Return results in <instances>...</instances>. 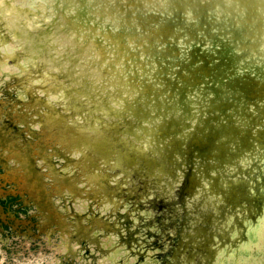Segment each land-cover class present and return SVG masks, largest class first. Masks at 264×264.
<instances>
[{"label":"water","instance_id":"water-1","mask_svg":"<svg viewBox=\"0 0 264 264\" xmlns=\"http://www.w3.org/2000/svg\"><path fill=\"white\" fill-rule=\"evenodd\" d=\"M20 1L7 2L8 21L39 49L19 60L22 82L0 92V126L13 125L23 152L7 142L3 185L109 215L112 236L132 232L157 264H204L205 244L211 264L236 258L264 207V0ZM77 122L88 127L81 141ZM29 158L40 176L28 185ZM149 203L164 204L157 220Z\"/></svg>","mask_w":264,"mask_h":264},{"label":"flooded vegetation","instance_id":"flooded-vegetation-1","mask_svg":"<svg viewBox=\"0 0 264 264\" xmlns=\"http://www.w3.org/2000/svg\"><path fill=\"white\" fill-rule=\"evenodd\" d=\"M6 41L7 30L0 10V66L7 58V52L2 49V45ZM21 54L22 52L17 50L14 54H10L9 58L11 61L18 62ZM20 79L21 77L17 75L6 77V72L0 71V92H4L9 84L19 85ZM15 139L12 124L0 126V264H97L96 261L101 256L113 253L119 242L125 243L127 250L131 253L138 252L136 255L138 261L133 264H145L141 263L145 253L139 251L138 248L142 244L135 245L137 239L132 232L120 234L118 231L119 236H113L114 240L110 246H105L102 243V238H105L107 234L113 235L112 228L116 231V226L109 215L97 220V218H93L95 216H86L84 212L79 213L71 206L69 211H61L51 201L49 192H36L26 186L17 189L13 186L8 188L3 185L5 178L2 172L8 170L9 165L8 156H6L7 142L11 141L14 144L15 153H20L19 157L23 155L21 145ZM34 163V159L29 158L26 168L20 165L22 179L26 180L28 185L30 180L35 178L39 180L40 175L35 169ZM13 178V181L17 183L18 179ZM81 189L84 188L69 185V190L73 193L79 192ZM59 191L66 190L60 188ZM73 193L71 194L74 195ZM176 201L174 203L175 207H178L176 210L183 212L184 208L179 206L181 205L180 200ZM163 205L160 203L143 206L150 207L157 220ZM29 208L33 209L30 213L28 212ZM174 216L178 215L174 214ZM125 217L127 221L131 220L127 219V214ZM139 220L149 224L152 217L144 219L139 216ZM167 236L170 246L177 245L179 239H177L176 233L171 231ZM143 246L147 247V245ZM190 247L191 245L188 246V249ZM196 249L202 252L204 259L207 260L204 264H208L213 247L210 248L206 244L203 247L198 246ZM98 264L109 263L101 262Z\"/></svg>","mask_w":264,"mask_h":264},{"label":"rangeland","instance_id":"rangeland-1","mask_svg":"<svg viewBox=\"0 0 264 264\" xmlns=\"http://www.w3.org/2000/svg\"><path fill=\"white\" fill-rule=\"evenodd\" d=\"M32 210L29 208L28 212L30 213ZM245 236L246 239L242 244H236V258L225 255L222 264H264V207L262 216L254 221L251 232L245 230ZM108 237L107 240H102V238V243L111 245L114 240L113 236L109 234ZM125 246L126 244L117 245V249L113 253L101 256L96 263L133 264L137 262L134 261V255H123L129 254L128 250H124ZM141 263L157 264V258L149 261V255H145Z\"/></svg>","mask_w":264,"mask_h":264},{"label":"bare ground","instance_id":"bare-ground-1","mask_svg":"<svg viewBox=\"0 0 264 264\" xmlns=\"http://www.w3.org/2000/svg\"><path fill=\"white\" fill-rule=\"evenodd\" d=\"M107 263V262H106ZM109 264H112V263H109Z\"/></svg>","mask_w":264,"mask_h":264}]
</instances>
